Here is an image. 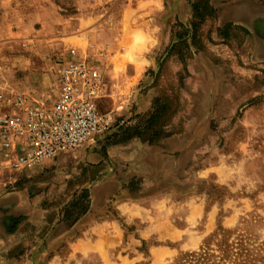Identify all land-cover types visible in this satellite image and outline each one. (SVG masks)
Segmentation results:
<instances>
[{"label": "rangeland", "instance_id": "rangeland-1", "mask_svg": "<svg viewBox=\"0 0 264 264\" xmlns=\"http://www.w3.org/2000/svg\"><path fill=\"white\" fill-rule=\"evenodd\" d=\"M25 3L0 0V95L51 103L74 49L116 122L27 169L0 154V264H264V0Z\"/></svg>", "mask_w": 264, "mask_h": 264}, {"label": "built area", "instance_id": "built-area-1", "mask_svg": "<svg viewBox=\"0 0 264 264\" xmlns=\"http://www.w3.org/2000/svg\"><path fill=\"white\" fill-rule=\"evenodd\" d=\"M54 73L57 95L50 103L30 93L12 98L0 95V154L15 170L27 169L79 147L109 131L111 111H102L97 98L105 88L100 70L70 49L57 58Z\"/></svg>", "mask_w": 264, "mask_h": 264}, {"label": "crops", "instance_id": "crops-1", "mask_svg": "<svg viewBox=\"0 0 264 264\" xmlns=\"http://www.w3.org/2000/svg\"><path fill=\"white\" fill-rule=\"evenodd\" d=\"M24 10H27L28 15L30 16H35L38 14H53L55 11H57V6L54 3V0H26L25 5L23 6ZM34 21V20H33ZM77 27V24L74 22V24H72V28L75 29ZM56 29V27H55ZM40 30V28H39ZM53 30V28H52ZM53 159V158H52ZM15 170V169H14ZM102 224H112L111 220H105L104 222H100ZM99 225V224H98ZM96 225V226H98ZM99 225L98 227H95L94 229H92V232H94L96 234V238L97 241H99L101 239V235L103 233H105V230L102 231L103 226ZM104 229V228H103ZM112 234V232H111ZM22 243V242H20ZM15 247V245L13 246V248Z\"/></svg>", "mask_w": 264, "mask_h": 264}, {"label": "trees", "instance_id": "trees-1", "mask_svg": "<svg viewBox=\"0 0 264 264\" xmlns=\"http://www.w3.org/2000/svg\"><path fill=\"white\" fill-rule=\"evenodd\" d=\"M86 191H82V194L77 195L67 206L65 211V220L69 225L74 223L87 209V206L84 204V197L86 196Z\"/></svg>", "mask_w": 264, "mask_h": 264}, {"label": "bare ground", "instance_id": "bare-ground-1", "mask_svg": "<svg viewBox=\"0 0 264 264\" xmlns=\"http://www.w3.org/2000/svg\"><path fill=\"white\" fill-rule=\"evenodd\" d=\"M259 18H256L255 20H257V21H255V22H259L260 23V20H258Z\"/></svg>", "mask_w": 264, "mask_h": 264}]
</instances>
